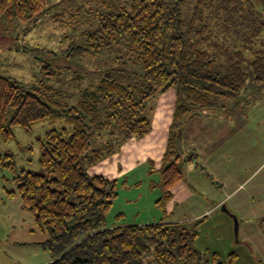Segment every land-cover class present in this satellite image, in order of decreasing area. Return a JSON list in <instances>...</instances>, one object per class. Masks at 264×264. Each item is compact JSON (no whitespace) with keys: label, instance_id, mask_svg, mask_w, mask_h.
<instances>
[{"label":"trees","instance_id":"trees-1","mask_svg":"<svg viewBox=\"0 0 264 264\" xmlns=\"http://www.w3.org/2000/svg\"><path fill=\"white\" fill-rule=\"evenodd\" d=\"M96 1L103 11L87 41L97 53L122 47L126 61L118 60L129 82L105 75L71 103L44 82L27 85L0 75V143L14 140L15 127L30 132L37 123H61L37 141L38 173L22 170L17 175L13 156L0 153V165L16 175L17 191L7 193L19 195L36 229L47 235L41 246L51 256L48 264H222L218 253L205 255L194 248L205 217L188 223L162 219L108 225L121 184L91 176L87 168L118 153L125 142L146 137L151 131L148 103L176 90L159 171L162 195L156 205L164 210L172 189L184 180L182 126L206 112L231 114L264 100V44L260 41L255 49L264 32V0ZM48 3L0 0V17L35 25ZM69 50L76 54L80 48ZM228 258L235 264V254Z\"/></svg>","mask_w":264,"mask_h":264},{"label":"rangeland","instance_id":"rangeland-1","mask_svg":"<svg viewBox=\"0 0 264 264\" xmlns=\"http://www.w3.org/2000/svg\"><path fill=\"white\" fill-rule=\"evenodd\" d=\"M114 1L124 3L127 0ZM100 4L101 2L96 0H49L46 13L35 25L28 26L8 23L0 17V75L11 77L27 85L44 82L60 89L71 103L78 100L81 91L85 88L91 85L97 86L105 75H110L114 80L123 84L129 82L128 75L121 70L122 60H118L124 58L122 47L113 46L111 49L100 50L97 53L93 50L92 44L87 41V35L93 33L99 25V14L103 11ZM260 41L264 44V32L255 44V49H260ZM70 47H79L80 51L88 49L90 52L83 54L79 51L75 54L69 50ZM45 51L54 53V56L46 54ZM247 54L249 56V53ZM123 60L126 61V58ZM138 68L137 66L135 70ZM132 82L135 81L131 80L130 83ZM262 101L264 100H260L254 108L257 114L264 113V102L261 103ZM149 106L151 110L161 108L157 99L149 102ZM239 109L249 108L241 105ZM245 112L241 110L240 116L260 118V115H254L253 111L250 115L248 111ZM222 115L225 118L230 117L227 114ZM60 125V122L56 124L37 123L30 132L15 127L12 129L14 140L7 144L0 143V153L13 156L17 175L22 170L38 173L40 172V153L37 141L43 139L46 132L59 128ZM261 127V133L264 135V123ZM262 147L264 148V136ZM182 157L186 162H191L190 159L197 162L191 152L186 153L183 150ZM146 164L139 165L134 171H124L122 175H118L116 180L121 184L119 196L113 201L108 214V225L159 218L161 211L155 208L152 201L162 194V188L156 185L160 182V169L158 167L157 170L156 165L151 162ZM101 167L102 165L92 166L87 168V172L90 175L94 174ZM252 169L253 166L250 167V170ZM15 176L10 170L0 165V199H2L0 200V234L4 239L3 246L0 245V260H9L2 250L4 245L15 243L17 240L24 245L40 242L39 236H33L26 230L28 226L34 229L36 226L30 212L23 208L19 195L8 198L10 196L8 191H17V186L12 181ZM244 205H246L245 202ZM222 206L228 209L227 205ZM221 207L212 218L202 223L199 236L194 242V248L205 255L219 253L222 264H229L228 257L231 254L236 255L235 264H264V249L259 247L260 252L252 244L244 241L240 230V219L229 209V214L222 212ZM232 216L236 218V223ZM236 224L238 225L237 233ZM21 230H25L22 237ZM39 246L42 248L41 245Z\"/></svg>","mask_w":264,"mask_h":264},{"label":"crops","instance_id":"crops-1","mask_svg":"<svg viewBox=\"0 0 264 264\" xmlns=\"http://www.w3.org/2000/svg\"><path fill=\"white\" fill-rule=\"evenodd\" d=\"M177 98L176 90H168L154 98L161 108L151 110L147 105L146 116L151 123L150 133L140 140L131 139L125 142L118 153L98 163L96 166L102 167L91 176L116 180L124 171H134L139 165H147V162L156 165L157 170L158 167L161 169ZM255 106L247 110L248 114L253 111L260 118L240 116V111L245 110L237 108L227 114L229 118L206 112L189 119L180 131L181 148L182 152L184 150L194 154L197 162L191 160L187 162L188 165H184L185 178L172 189V200L164 210L156 205L161 196L152 201L155 208L161 211L159 218L125 224L148 225L162 219L164 223H188L204 217L206 221L224 204L240 219L243 240L261 252L264 249V225L260 223L264 218V135L261 133L264 113L257 114ZM159 184L160 182L156 185ZM10 197L12 196L8 198ZM26 230L33 236H39L40 242L24 245L17 240L4 245L2 250L9 260L2 259L0 264H15L13 261L21 264L51 262L49 254L39 246L47 240V235L32 226H28ZM20 233H23L22 237L25 230ZM3 241L0 234V245Z\"/></svg>","mask_w":264,"mask_h":264},{"label":"water","instance_id":"water-1","mask_svg":"<svg viewBox=\"0 0 264 264\" xmlns=\"http://www.w3.org/2000/svg\"><path fill=\"white\" fill-rule=\"evenodd\" d=\"M178 136L180 137V132H179V135H178ZM221 211L224 212V213H226V214H229V213H230L229 210H228L225 206H222V207H221ZM232 218L234 219V222L236 223V222H237V221H236V218H235L234 216H232ZM237 226H238V225L236 224V225H235V231H236V233H237V231H238V230H237V229H238Z\"/></svg>","mask_w":264,"mask_h":264}]
</instances>
